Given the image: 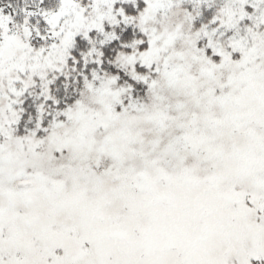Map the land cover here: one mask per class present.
I'll return each mask as SVG.
<instances>
[{"label": "snow or ice", "instance_id": "snow-or-ice-1", "mask_svg": "<svg viewBox=\"0 0 264 264\" xmlns=\"http://www.w3.org/2000/svg\"><path fill=\"white\" fill-rule=\"evenodd\" d=\"M0 264H264V0H0Z\"/></svg>", "mask_w": 264, "mask_h": 264}]
</instances>
